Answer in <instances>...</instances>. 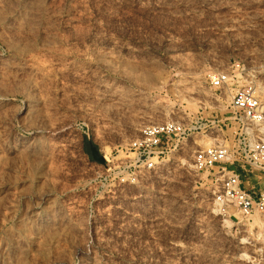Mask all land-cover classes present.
<instances>
[{
	"label": "rangeland",
	"instance_id": "374dc122",
	"mask_svg": "<svg viewBox=\"0 0 264 264\" xmlns=\"http://www.w3.org/2000/svg\"><path fill=\"white\" fill-rule=\"evenodd\" d=\"M248 86L264 102V0H0V264H264V215H221L195 166ZM172 119L202 130L131 165Z\"/></svg>",
	"mask_w": 264,
	"mask_h": 264
},
{
	"label": "built area",
	"instance_id": "2783aa9c",
	"mask_svg": "<svg viewBox=\"0 0 264 264\" xmlns=\"http://www.w3.org/2000/svg\"><path fill=\"white\" fill-rule=\"evenodd\" d=\"M232 79L230 72L222 71L211 77V85L215 91L222 92ZM230 107L231 115L227 119L235 128L233 140L222 138L220 124L212 121L210 134L215 143L196 151L195 166L212 176L215 202L221 215L235 216L232 207L243 216L255 212L264 215V102L251 86L241 87L232 93ZM201 130L197 122L173 119L147 125L130 143V151L135 155L131 165L156 169L172 146H180ZM247 181L250 186L246 185Z\"/></svg>",
	"mask_w": 264,
	"mask_h": 264
},
{
	"label": "bare ground",
	"instance_id": "6f19581e",
	"mask_svg": "<svg viewBox=\"0 0 264 264\" xmlns=\"http://www.w3.org/2000/svg\"><path fill=\"white\" fill-rule=\"evenodd\" d=\"M171 91V90H170ZM169 91V92H170ZM170 94L174 95V96H177V95H180L181 94V90L178 89V88H175L173 91L170 92Z\"/></svg>",
	"mask_w": 264,
	"mask_h": 264
}]
</instances>
